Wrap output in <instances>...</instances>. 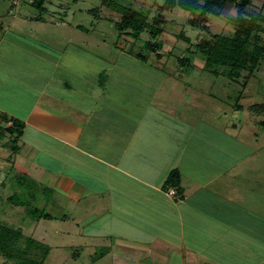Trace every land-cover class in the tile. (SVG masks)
Here are the masks:
<instances>
[{"label":"rangeland","instance_id":"rangeland-1","mask_svg":"<svg viewBox=\"0 0 264 264\" xmlns=\"http://www.w3.org/2000/svg\"><path fill=\"white\" fill-rule=\"evenodd\" d=\"M119 1L153 16L154 4L161 6L164 0ZM29 2L0 0V73L5 76L9 108H18L20 113L26 110L30 102L20 104L16 95L27 90L31 94L43 91L74 102L79 91H87L98 72L116 75L130 92H137L140 98L136 96V99H143V104L162 106L166 114L162 120L167 122L170 137L176 136L179 147L185 146L187 142L184 141L191 136L194 127L193 139L186 146V157L180 166L193 171L189 182L185 178L186 187L201 186L205 179H212L211 171L217 172L221 165L227 167L248 156L227 175V182L257 190L260 195L264 193V129L261 125L264 123V58L243 87L245 74L238 82H233L222 74L224 68H218L217 75L205 71L204 62L194 49V45L210 34L231 32L228 19L235 14L231 6H226L219 18L209 17L207 34L188 25L191 18L188 13L177 10L165 13L167 22L158 41L162 44V58L155 60L153 55L146 53L148 61L143 64L129 51L140 52L142 42L148 36L142 34L137 42L120 36L117 16L105 12L101 0H44L43 12ZM249 10L253 15L264 16V0H252ZM181 32L189 39V44L178 38ZM188 48L190 52L185 54L192 56L193 68L186 70L179 66L177 59ZM3 99L6 97L0 102ZM239 107L241 110H237ZM152 113L155 114L150 108L145 114L146 122L154 119ZM157 124L161 125L160 122ZM8 141L7 137L0 141L1 158L11 156ZM5 144L8 148H3ZM189 154L192 159H188ZM2 173L0 225L21 231L20 246L27 238L48 247L44 264H113L114 254L148 263L142 252L117 244L114 232L119 225L103 209L93 210L90 202H71L62 193H53L36 182L40 180L38 177H32L42 200L36 206L55 218L33 221L24 207L7 202L15 192L13 179ZM165 231L162 226L160 232ZM138 237L139 242L148 238L145 233ZM216 246L217 243L208 248L199 246L200 255L213 258L210 253ZM222 246L224 241L217 249H223ZM223 253L214 257L216 264H238L239 260L233 258L234 253L229 258ZM201 256H196L198 262L194 264L208 263L202 261ZM158 261L159 264L167 262L160 258ZM0 264H10V261L0 254Z\"/></svg>","mask_w":264,"mask_h":264},{"label":"crops","instance_id":"crops-1","mask_svg":"<svg viewBox=\"0 0 264 264\" xmlns=\"http://www.w3.org/2000/svg\"><path fill=\"white\" fill-rule=\"evenodd\" d=\"M101 73L74 102L43 91L31 94L20 82L27 92H18L17 99L23 105L30 102L22 113L9 108L5 76L0 73V99L6 97L0 102V119L11 118L24 126L18 151L11 158L0 157V172L11 178L38 177L35 181L51 192L74 203L90 202L93 210L103 209L113 217L119 225L114 232L117 244L148 259L147 263L114 254L113 264H159V258L165 264H194L201 256L199 246L215 243L210 253L215 258L223 251L226 258L234 253L238 264H264V193L227 182V175L248 156L211 171L212 179L201 186L186 187L185 178L189 182L193 171L180 166L194 127L185 146L179 147L162 120L166 115L162 106L143 104L116 75L106 74L101 87ZM150 108L154 119L146 122ZM200 167L205 171L203 164ZM173 170L180 174V189L169 196L163 187ZM162 226L166 233L160 232ZM140 233L147 235L145 242L137 241ZM222 241L223 249L218 250ZM214 257L204 255L201 260L216 264Z\"/></svg>","mask_w":264,"mask_h":264},{"label":"trees","instance_id":"trees-1","mask_svg":"<svg viewBox=\"0 0 264 264\" xmlns=\"http://www.w3.org/2000/svg\"><path fill=\"white\" fill-rule=\"evenodd\" d=\"M30 5L40 12L45 11L44 0H29ZM101 6L105 12L114 14L118 18L116 27L119 35H125L133 42H137L142 34H146L148 39L142 42L140 52L129 53L139 62L146 64L147 54L153 55L155 60H160L162 55V44L159 37L164 32V25L167 22L164 16L167 12L174 10L188 13L191 18L187 23L191 28H196L207 34L209 17L219 18L226 6H231L234 10V17L228 19L231 32H223L218 35H208L199 44L194 45L195 53H199L203 60V70L212 74H218V68H224L222 74L233 82H238L244 75L243 87L260 66L264 58V16L260 13L253 15L250 12L252 0H164L161 6H156L155 14L150 16V12H142L123 5L119 0H101ZM119 36V37H120ZM178 38L189 44V39L181 32ZM190 52V48L184 51V55L177 59L180 67L186 70L193 68L192 56L185 54ZM107 75L102 72L99 75V85H105ZM237 110H241L240 107ZM11 126L7 127V123ZM3 125V127H2ZM264 129V123L261 124ZM24 126L21 122L11 118L2 117L0 119V141L8 138L11 156L18 151V141L22 137ZM8 148V145H3ZM9 156V158H11ZM7 162H11L10 159ZM11 170V169H10ZM9 170V172H10ZM11 179L13 190L15 191L7 202L14 206L24 207L27 216L33 221L53 220L55 217L37 207L39 201L38 185L27 176L15 175ZM180 174L173 170L168 175L163 191L173 190L174 195L180 189ZM4 183H2V186ZM43 193V192H42ZM173 195V196H174ZM23 246H20L22 233L18 229H11L0 225V254L10 261V264H44L48 256L49 249L45 245L25 238Z\"/></svg>","mask_w":264,"mask_h":264},{"label":"built area","instance_id":"built-area-1","mask_svg":"<svg viewBox=\"0 0 264 264\" xmlns=\"http://www.w3.org/2000/svg\"><path fill=\"white\" fill-rule=\"evenodd\" d=\"M168 194H171V195L173 196V195H174L173 190H170V191L168 192Z\"/></svg>","mask_w":264,"mask_h":264}]
</instances>
